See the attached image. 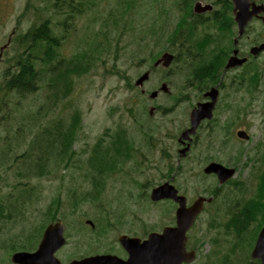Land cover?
I'll return each instance as SVG.
<instances>
[{
	"label": "rangeland",
	"instance_id": "1",
	"mask_svg": "<svg viewBox=\"0 0 264 264\" xmlns=\"http://www.w3.org/2000/svg\"><path fill=\"white\" fill-rule=\"evenodd\" d=\"M68 2L69 0H66L59 6H54V0H0V80L1 72L6 73V69L19 53L17 44L21 39L20 36L47 17L53 23L55 32L60 35L49 36L58 43L55 48V58L58 57V61H55L56 69H60L62 74L71 70V77L75 80L74 92L58 103L56 111L51 107L55 88L43 83L33 94L34 103L25 105L27 108L25 113L14 117L11 115L0 125V200L3 202L6 214V217L0 221V256L3 262L1 264H11L10 255L2 251L10 250L8 239L14 236L23 238L27 232H38L27 228L35 223L39 225L41 220L46 221L48 204L57 196L60 198L55 199H59L60 202L57 208L53 205V212L58 213L60 219L64 221L82 212L90 214L91 216L87 218L94 221L93 214L98 216V206L95 203H83L76 209V206L72 205V198H79L88 190L85 170H76L69 164L63 165L62 158L56 157L54 161L46 160L48 167L59 164L54 167L56 174L38 177L40 171L35 167L32 158L25 153L31 147L30 142L37 128L26 127L22 135H18L21 128L25 124V126L30 124L32 120H34L33 126L39 120L47 125L51 121V116L56 120H67L74 109L79 110L82 118L78 117L76 122L78 120L79 122L75 125L79 127L81 120L82 126L75 142V148L79 152L86 149L87 152L92 153L101 137L107 139V129L110 133L125 132V137L131 146L135 145V149H138V151L131 150L130 157L125 160L127 161L125 168L116 167V170L108 174L105 179V193L108 198L101 200L111 205L109 212L117 211L122 217L114 222L113 227L111 223L105 222L96 232L86 231L78 236V231L73 233L69 243L62 250V255L67 260L73 256L97 254L107 249L116 234L107 233L103 239L105 233L101 232L105 228L106 232L115 231L117 228L121 230L128 226L136 229L138 223L130 224L125 221H138L140 215L143 220L142 226L154 225L159 217L164 222H170L175 213L176 206L172 202L152 203L149 193L152 188L167 181L169 167L177 162L175 150L178 151L179 146L181 147V144L177 143L178 136L190 126L188 114L191 109L190 103H183L174 113L163 115V109L171 105L169 99L173 96L162 94L158 100H153L149 93L160 89L163 82L180 83L169 75L168 68L161 69L155 66V63L164 52L170 51L176 54V46L167 33L171 32L170 27L176 26L179 22L178 18L183 16L181 11L183 5H176L174 0H75L77 9L71 19L67 18L73 10L68 6ZM160 6L172 8L167 20L163 19L166 17L161 10L158 11ZM56 15H61L62 21ZM57 22L64 23L63 31L60 23ZM161 23L165 26L152 35L158 37L150 40L146 37L149 35L141 33L143 29L140 28ZM207 32L215 31L207 30ZM106 38L112 40L110 50H108L109 46L106 49L103 45ZM139 44L144 47L140 53ZM96 47L99 48L98 52ZM85 57L87 61L84 60ZM173 69L175 70L176 66L173 65ZM78 71L80 76L77 74ZM146 74L150 78L144 81L143 86H136L135 82ZM169 86L177 92V88L170 84ZM142 89L147 93H142ZM0 97L3 100L1 109L13 107L12 95L5 96L0 92ZM154 105L159 106V111L157 110L153 118H149L147 109ZM263 113L264 106H255L247 115L250 117L249 120H252L253 117ZM198 131L200 134L205 130L200 128ZM202 137V144L187 161L191 159V162L203 166L218 161L231 167L240 160L239 165L242 169L233 181L236 185L235 182L241 181L246 174L244 165L246 157L244 154L243 157H237L239 153H243V149L239 147L235 151L230 150L229 147H221V138L215 132L209 138L204 137V134ZM31 152L34 156L38 154L37 144ZM194 178L195 176H192L188 183L180 181L183 191L191 197L188 198L189 202L198 196L193 194L194 185L190 183ZM199 181L197 184L201 191H198L199 194L206 192L207 196L215 193L219 184L218 179L212 175L203 174ZM30 184L37 187L30 191L28 187ZM15 186L19 189L14 188ZM220 188L218 198H223L225 194L232 192V184ZM75 189L77 193L74 192ZM208 189L210 191H207ZM25 190L30 193L26 194ZM246 195L247 190L244 193L245 198ZM220 202L222 201L214 203ZM208 212L210 211L203 213L191 232V243L202 246L201 256L193 264H223L218 260L212 241L208 240L209 224L212 219V214ZM92 233L96 240H92ZM223 239H227L231 244L237 242L229 232L224 233ZM1 244H4V247ZM231 257L234 264H247L248 259L242 257L239 252Z\"/></svg>",
	"mask_w": 264,
	"mask_h": 264
},
{
	"label": "flooded vegetation",
	"instance_id": "2",
	"mask_svg": "<svg viewBox=\"0 0 264 264\" xmlns=\"http://www.w3.org/2000/svg\"><path fill=\"white\" fill-rule=\"evenodd\" d=\"M174 2L178 5H183L181 10L183 26L195 32H185L187 36L174 37L175 42H177L175 44L176 54L170 51L162 54L163 56L165 53H169L173 58L168 66H164L163 62H161L159 68H168L170 71L169 75L176 78L177 82L180 81V83L173 84V81L169 82L170 85L177 88V92H174L175 90L171 89L167 82H163L160 89L156 90V97L153 100H158L162 94L173 96L172 99H169L171 105L163 109V115H170L181 104L190 103L191 109L188 111L189 125L191 123V113L195 108L200 105L207 106L214 100L215 106L212 109V116L204 117L200 121L197 131L194 134H190L188 139L180 141V136L186 128L179 134L177 143H180L181 147L179 146L178 151L175 150L177 162L169 167V177L164 183L169 182L178 190L179 195L191 198L183 191L180 181L183 180V182L188 183L191 177L195 176L193 181L190 182L194 185L193 194L198 195L195 198H209L210 195L207 196L206 192L199 194L200 188H198L197 184H199L200 178L205 174L204 169L210 163L203 166V164L191 162V159L190 161L187 160L190 155L192 156L196 152L197 147L202 144V135L204 134V137L209 138L215 132L221 138V147H229L230 150L235 151L239 147L243 149V153H239L237 157H243V154L246 157L244 162L246 174L241 181L238 180L235 182L236 185H234L233 181L242 169L239 165L241 161L238 160L231 167L228 166L233 170L234 175L225 185L232 184V193L235 198H245L244 193L246 190V198H249L257 192V188L264 186V113L253 117L252 120H249L250 117L247 115L255 106H264V49L258 51L255 49L264 44V0H244L243 5H248V11H254V7L261 8V11L252 17L241 35L239 34V26L236 21V4L233 0H174ZM197 5H201L205 10H196L195 7ZM216 24L218 29L215 28ZM207 30H214L215 32L209 33ZM236 39L237 43L235 42ZM235 50L238 51L236 54L237 59H245V61L242 64L226 67L229 58L235 55ZM173 65L174 67L176 66L175 70ZM164 85L166 89H163ZM212 93L215 94V99ZM151 108H154L153 114L150 113ZM157 110L159 111V106H149L147 109L148 117L153 118L152 116L156 114ZM200 128L205 131L199 134L198 130ZM239 133H244V136H240ZM187 147L189 149L186 155L181 157L180 150ZM131 148L133 151H138L132 146ZM215 162L223 164L218 161ZM171 174L173 175L171 176ZM211 175L218 179L216 174L213 173ZM221 186L223 185L218 184L215 193L210 197L218 198ZM154 188L151 189L149 198H151L150 194ZM207 191H210V189ZM163 202L165 201L160 203ZM203 213H206L205 210ZM125 222L130 224L138 223V226H136V229L132 226L121 230L117 228L115 231L109 230L105 234H127L144 241L152 233L161 234L166 227L175 226L176 219L174 213L170 222H164L159 217L154 222V225L142 226V215L138 217V221L129 220ZM68 228L66 227L65 234L67 240ZM88 228L94 229V227ZM44 229L38 238L37 247L42 239ZM41 230L42 227L38 226L37 235ZM78 230H80L79 226L70 228L72 233H76ZM192 230L193 228L186 233L185 249L186 253L194 251L196 260H198L201 256L202 246L201 244L191 243ZM117 231L119 232L117 233ZM91 238L96 240L94 233H92ZM37 247L33 248V251ZM63 248L64 246L57 251L56 255L62 259L64 264H69L74 258L85 257L73 256L67 260L62 255ZM102 253H111L123 260L128 259L130 256L129 251L120 243L114 249Z\"/></svg>",
	"mask_w": 264,
	"mask_h": 264
},
{
	"label": "trees",
	"instance_id": "3",
	"mask_svg": "<svg viewBox=\"0 0 264 264\" xmlns=\"http://www.w3.org/2000/svg\"><path fill=\"white\" fill-rule=\"evenodd\" d=\"M73 10L69 13L67 18H73L76 7H70ZM61 31L64 30V23L60 22ZM181 33L177 34L180 35ZM49 36H60L55 32L53 23L48 26L47 21L43 20L41 24H35L30 29H28L23 36H20L18 42L19 53L15 56L13 63L9 65L6 69V73L2 74L0 80V92L5 96H11V102L13 107H8L5 110L1 109L3 100L0 97V125L7 117L11 115L14 117L18 114L22 115L26 112L25 105H31L34 103L33 94L38 91L40 84H46L55 88L53 92V98L51 100V107L56 111L59 102L64 101L67 97L74 92V78L71 77V70L67 73L62 74L60 69H56L55 61H58V57L55 58V48L58 46L54 38ZM150 40L158 36H146ZM175 36H171L173 41ZM192 39L193 37L190 36ZM145 39V36L143 37ZM177 40V39H176ZM194 40V39H193ZM112 40L106 38L104 40V46L110 47ZM141 43V42H137ZM139 53L144 50V47L138 45ZM97 48V52L99 48ZM111 47L108 49L110 50ZM87 61V58H84ZM77 69H80V67ZM80 71V70H79ZM77 74L80 76V72ZM130 84V82H129ZM38 94V93H36ZM82 118L80 111L75 110L69 116V119L56 120L51 116V121L49 124L45 125L41 120L33 126L34 120L30 122L27 126H23L18 133L22 135L24 128L32 127L37 128L35 135L30 142V149L26 150V156L32 158L35 163V167L40 171L38 177H45L55 173L54 167L59 165L55 164L52 167H48L46 160L54 158H62L63 165H72L76 170L86 171V182L88 184V190L83 192L79 198H72V205L81 207L83 203H95L100 202L108 205L101 200V198H108L105 193L106 185L105 179L108 174H112L113 171L118 168H125L127 160L131 155V144L125 137V132L115 131L113 133L106 130V138L101 137L100 140L95 144L93 152H87L86 149L79 152L75 148V142L80 126L76 127V119ZM31 120V119H30ZM19 139V137H17ZM38 146V154L34 156L32 150L35 146ZM135 148V145L133 146ZM84 155L86 158H84ZM60 163V162H58ZM216 186V185H215ZM29 190L33 191L35 187L34 184L28 185ZM14 188H18L15 186ZM223 188V187H222ZM19 189V188H18ZM261 189V190H260ZM264 186L257 188V192L249 198H235L232 192H229L223 196V198H215L214 202L222 201L219 204L208 205V212L212 214V219L210 221L209 227V237L208 240L212 241V245L215 246L214 251H217L218 260L223 264H234L232 262V257L236 253H240L242 257L248 260L247 264H259L258 260L251 261L250 252L254 246L255 240L261 228L264 226ZM29 194V191H26ZM77 193V189L74 190ZM263 192V193H261ZM220 193V192H219ZM147 195V193H146ZM219 197V194H218ZM55 198H60L59 196ZM53 199L48 205L46 213V221L41 220V223L37 225L36 223L30 225L31 230H38V226L42 227V230L37 235L36 233L27 232V235L23 238L14 236L8 239L9 251L2 250L8 256L11 253L18 250H32L37 246L38 238L41 236L43 229L49 224V221L59 220V214H54V206L56 208L59 205V199ZM118 198V197H116ZM9 200L11 198H8ZM54 205V206H53ZM55 208V209H56ZM74 214V213H73ZM86 213L82 212L79 216L69 217L67 220V226H83L86 227L84 223V217ZM105 212L102 210L96 222H103ZM16 216H18L16 214ZM113 216L116 219L122 217L117 211H113ZM6 217L4 213L3 202L0 200V221ZM126 220V219H125ZM99 226V224H98ZM229 232L233 235L237 242L230 243L227 239H223L224 233ZM71 235V234H70ZM72 236V235H71ZM1 240V239H0ZM205 241V240H204ZM221 241V243H219ZM226 245L228 247H226ZM4 247V244H1ZM1 261L0 256V264Z\"/></svg>",
	"mask_w": 264,
	"mask_h": 264
},
{
	"label": "water",
	"instance_id": "4",
	"mask_svg": "<svg viewBox=\"0 0 264 264\" xmlns=\"http://www.w3.org/2000/svg\"><path fill=\"white\" fill-rule=\"evenodd\" d=\"M234 3L236 4V21L238 22L239 34L241 35L244 33L248 22L256 13L261 11V8L254 7V11H248V5H243L244 0H234ZM195 9L205 10L201 5H197ZM235 42L237 43V39ZM255 49L256 51L263 50L264 44ZM237 52V50L234 51L235 55L229 58L226 67L242 64L245 61V59H237ZM172 58V55L165 53L155 63V66H158L161 62H163L164 66H168ZM147 78L148 74L137 80L136 85H142ZM163 89H166L165 85ZM212 95L215 99V94L212 93ZM151 97H156V92L152 93ZM214 106L215 100L207 106L200 105L192 111L191 127L182 132L180 141L188 139L190 134H194L204 117L212 116ZM153 111L154 108H151L150 113L153 114ZM239 135L243 137L244 133H239ZM188 149L187 147L180 150L181 157L186 155ZM204 172L206 174H216L220 183H225L234 175L232 169L217 162L210 163L204 169ZM151 199L153 201L170 199L178 204L176 225L174 227H166L161 234H150L148 239L141 244L139 243L140 239L121 235L120 242L130 253V257L127 260L119 259L115 255H97L78 261L75 260L70 264H182L183 262L190 263L194 261L196 254L194 252L188 254L185 251L186 233L204 209L205 204L212 202L213 198L199 197L191 205H188L187 198L179 195L178 190L172 184L166 182L153 189ZM89 223H92V221H89ZM64 231L65 225L62 221L49 225L35 252H16L12 256V261L16 264H61L55 253L66 242ZM251 256L254 259H259L261 264H264V227L258 236Z\"/></svg>",
	"mask_w": 264,
	"mask_h": 264
}]
</instances>
